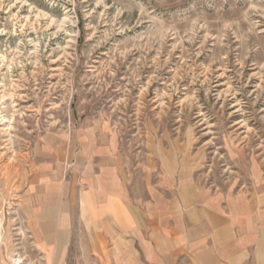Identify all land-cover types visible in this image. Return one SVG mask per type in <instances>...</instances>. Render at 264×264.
Masks as SVG:
<instances>
[{"label": "rangeland", "instance_id": "374dc122", "mask_svg": "<svg viewBox=\"0 0 264 264\" xmlns=\"http://www.w3.org/2000/svg\"><path fill=\"white\" fill-rule=\"evenodd\" d=\"M90 128L135 189L171 148L209 192L264 187V0H0V264H49L27 226L38 148Z\"/></svg>", "mask_w": 264, "mask_h": 264}, {"label": "crops", "instance_id": "0c3cea01", "mask_svg": "<svg viewBox=\"0 0 264 264\" xmlns=\"http://www.w3.org/2000/svg\"><path fill=\"white\" fill-rule=\"evenodd\" d=\"M106 132L38 148L27 226L49 264H264V187L209 192L171 148L135 189Z\"/></svg>", "mask_w": 264, "mask_h": 264}, {"label": "bare ground", "instance_id": "6f19581e", "mask_svg": "<svg viewBox=\"0 0 264 264\" xmlns=\"http://www.w3.org/2000/svg\"><path fill=\"white\" fill-rule=\"evenodd\" d=\"M14 264H20V260H19V259H16V260L14 261Z\"/></svg>", "mask_w": 264, "mask_h": 264}]
</instances>
